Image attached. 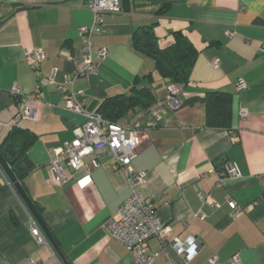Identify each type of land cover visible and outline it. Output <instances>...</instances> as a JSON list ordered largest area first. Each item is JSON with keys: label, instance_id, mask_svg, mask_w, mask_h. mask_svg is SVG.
<instances>
[{"label": "crops", "instance_id": "crops-1", "mask_svg": "<svg viewBox=\"0 0 264 264\" xmlns=\"http://www.w3.org/2000/svg\"><path fill=\"white\" fill-rule=\"evenodd\" d=\"M87 1L0 0V143L17 124L20 107H31L35 119L18 122L38 135L28 152L35 167L25 185L59 248L70 264H137L106 227L132 192L125 173L112 168L111 154L100 151L97 168L65 167L64 183L55 182L50 170L53 150L71 142L84 119L65 107L57 86L66 74L74 76L83 60L79 28L94 21ZM165 1L170 4L159 12ZM150 24L162 46L179 31L200 51L180 95L183 102L196 99L193 103L168 109L160 120L147 109L120 121L146 135L132 163L146 172L137 190L171 226L165 243L149 241L158 254L153 264H209L213 256L231 264L237 253L243 264H264V0H122V10L105 14L91 37L92 50L107 48V56L97 59L93 72L73 78L88 111L97 112L111 95L130 92L137 77L148 74L151 83L145 78L140 85H150L157 100L166 96L171 83L152 58L132 46L134 31ZM35 48L45 52L39 70L26 57ZM53 68L54 80L42 83ZM241 78L247 88L238 90ZM14 84L18 96L10 90ZM207 91L232 94V132L205 125L201 98ZM230 164L239 175L228 173ZM199 212L206 218L195 215ZM34 222L0 167V264H63L48 239L41 243L33 236ZM191 237L200 246L187 261L172 244Z\"/></svg>", "mask_w": 264, "mask_h": 264}, {"label": "built area", "instance_id": "built-area-1", "mask_svg": "<svg viewBox=\"0 0 264 264\" xmlns=\"http://www.w3.org/2000/svg\"><path fill=\"white\" fill-rule=\"evenodd\" d=\"M86 6L93 12L94 21L89 26L84 25L79 28V32L85 41L83 60L74 76L66 74L65 80L58 83L57 86V89L64 96L65 107L81 114L84 119L74 128V139L53 150L54 158L50 164L51 174L55 182H67L69 177L65 174V167L70 168L73 172L82 168H97L101 166L99 152L107 150L111 154L112 168L125 173L132 190L131 195L120 206L118 217L111 218L107 222V230L112 239L126 246L137 264H153L158 254L150 251L149 241L152 238H157L160 242L165 243L171 232V226L159 217L155 203L146 200L142 193L137 190V186L143 183L146 172L135 170L132 163L146 135L138 127L114 123L97 112L88 111L80 99V92L73 88L74 77L85 76L93 72L96 68L97 59H103L107 56V48H100L96 52L92 50L91 37L100 30L105 14H116L122 10V0H88ZM26 57L31 67L39 70L45 59V52L42 48H35L27 52ZM212 63L215 68H219L218 58H215ZM56 72L57 69L53 68L51 74L43 78L42 83L53 81ZM245 88H247V83L243 78L239 79L237 89ZM10 90L14 96L21 94L20 88L15 84L11 86ZM182 93V85L170 84L167 87L166 96L159 98L148 111L153 113L157 120H160L168 109L175 110L182 106L183 101L180 98ZM28 98H34V94H30ZM242 115H247V112H242ZM35 116V111L24 105L20 107L16 121L35 119ZM227 171L231 175H239V170L235 164H230ZM229 206L235 209L236 202L230 201ZM195 215L203 219L206 218L202 212ZM31 232L37 241L48 243L46 236L36 222L32 224ZM172 245L187 261H190L197 254L200 246L199 241L194 237L185 242L177 240ZM230 261L231 264H243L238 253L232 256ZM209 264H219L218 257H211Z\"/></svg>", "mask_w": 264, "mask_h": 264}, {"label": "trees", "instance_id": "trees-1", "mask_svg": "<svg viewBox=\"0 0 264 264\" xmlns=\"http://www.w3.org/2000/svg\"><path fill=\"white\" fill-rule=\"evenodd\" d=\"M169 4L170 1H165L159 12L165 11ZM132 46L142 55L154 60L158 73L166 82L182 86L190 82L191 73L200 51L189 38L179 31L174 33V40L170 45L162 46L155 33L154 25H142L132 35ZM145 78L151 83L150 74L144 78L137 77L130 92L107 97L99 105L97 113L111 122L120 123L132 111L149 109L157 99L150 85H140L141 79ZM195 100L187 99L183 104H191ZM201 101L206 108L205 125L232 132V94L227 91H207ZM18 122L0 143V153L29 195L25 179L35 166L28 152L36 142L38 135ZM32 201L42 215V207L34 200Z\"/></svg>", "mask_w": 264, "mask_h": 264}, {"label": "water", "instance_id": "water-1", "mask_svg": "<svg viewBox=\"0 0 264 264\" xmlns=\"http://www.w3.org/2000/svg\"><path fill=\"white\" fill-rule=\"evenodd\" d=\"M0 167L5 172V174L8 176L11 184L14 186L18 195L20 196V198L22 199L24 204L27 206V208L31 212L32 216L34 217V219L36 220V222L40 226L41 230L43 231V233L45 234V236L47 237L49 242L52 244V246L56 250V252L59 255V257L61 258L63 264H70L65 253L59 248L55 238L53 237V234H52L49 226L47 225L44 218L42 217V215L40 214V212L36 208L35 204L31 200L30 196L27 194V192L21 186L20 182L17 180V178H16L15 174L13 173L11 167L6 162V160L3 158L1 153H0Z\"/></svg>", "mask_w": 264, "mask_h": 264}, {"label": "rangeland", "instance_id": "rangeland-1", "mask_svg": "<svg viewBox=\"0 0 264 264\" xmlns=\"http://www.w3.org/2000/svg\"><path fill=\"white\" fill-rule=\"evenodd\" d=\"M122 124V123H121Z\"/></svg>", "mask_w": 264, "mask_h": 264}]
</instances>
